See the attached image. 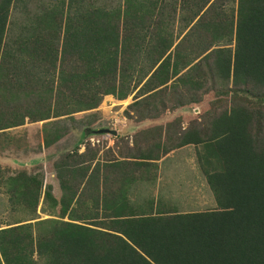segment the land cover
Instances as JSON below:
<instances>
[{"label":"trees","instance_id":"16d2710c","mask_svg":"<svg viewBox=\"0 0 264 264\" xmlns=\"http://www.w3.org/2000/svg\"><path fill=\"white\" fill-rule=\"evenodd\" d=\"M20 1L0 0L2 132L95 109L106 95L123 100L148 75L137 91L145 102L159 96L166 106L170 88L174 108L195 102L181 100L178 83L199 90L201 62L231 84L233 100L178 131L174 144L164 146L173 138L167 135L147 154L104 159L89 144L67 153L54 164L57 218L0 228V264H264V0H175L177 31L176 6L167 0H125L113 8L98 0H55L26 12L14 30L10 18ZM148 106L139 117L157 114ZM95 130L83 129L82 139ZM51 143L45 136V146ZM189 144L197 147L215 206L181 212L157 198L130 203L139 162L146 167ZM8 182L34 213L41 195L53 203L51 185L43 190L32 175L21 172Z\"/></svg>","mask_w":264,"mask_h":264},{"label":"rangeland","instance_id":"374dc122","mask_svg":"<svg viewBox=\"0 0 264 264\" xmlns=\"http://www.w3.org/2000/svg\"><path fill=\"white\" fill-rule=\"evenodd\" d=\"M54 1L21 0L17 2L12 10L10 26L18 30L26 12L34 13L42 5H49ZM123 1L125 0H98L97 4L103 8H113ZM167 1L172 6H176L173 25L177 31L182 27L179 5L176 2L179 0ZM140 67L141 65L138 64L136 68L140 69ZM213 72L209 71L204 62H201L200 69L195 73V77L203 78V81L201 80L203 84L199 90L194 91L178 83V90L182 94L181 100L190 99L191 96L197 99L180 107L174 108L168 100L171 88L164 94L166 106L160 103L159 96L155 99L149 98V103L145 102L146 100L142 98L145 95H140L141 92L137 91L148 75L140 84L137 83L136 85H139L123 100L106 95L95 109L43 121L27 120L23 125L3 130L4 132L0 131V228L32 217L56 219L59 214L61 191L54 164L62 161L61 159L71 151L83 152L84 144L99 148V154L104 159L122 160L121 158L126 157L128 153L143 155L153 149L154 143H160L162 147L161 141L164 142L167 135L173 138L164 146L174 144L179 136L178 131L187 128L194 120L199 122L205 120L207 111L219 113L228 109L233 100L232 92L228 91L231 84L226 85L221 82L219 74ZM139 76V74L135 75L131 85L140 79ZM174 95L176 96V93ZM138 99L143 103L138 108L131 109L129 105ZM146 105H149L148 107L152 110H154L153 107H157L155 108L158 109L157 114L153 117L148 116L149 118L146 114L139 117L138 114L145 113L143 108H146ZM125 113L128 115L125 116ZM122 116L127 120L132 119L131 122H122L120 120ZM145 118L148 119L147 126L134 130L136 121ZM101 128L115 130L117 133L115 135L111 132L92 133L90 137L82 139L83 129ZM57 134L60 137L55 139ZM45 136L52 141L49 146L44 144ZM159 151L151 152V154H160ZM196 151L197 147L189 144L172 149L163 155L161 153L158 160L146 167L147 162H139L141 179H138L140 175L135 173L137 180L131 184L128 195L130 203L144 206L148 199L157 198L169 205H175L181 212L208 210L215 206L212 192L197 162ZM135 165L127 169L133 172ZM21 172L41 181L43 190L46 189V185H51L53 203L41 195L34 213V210L21 201L20 194L9 191L8 177ZM66 219L65 217L64 220Z\"/></svg>","mask_w":264,"mask_h":264},{"label":"crops","instance_id":"0c3cea01","mask_svg":"<svg viewBox=\"0 0 264 264\" xmlns=\"http://www.w3.org/2000/svg\"><path fill=\"white\" fill-rule=\"evenodd\" d=\"M114 101H116V100H114ZM114 103V102H113ZM116 103V102H115ZM117 118H118V116H116ZM120 118V117H119ZM149 118V117H148ZM122 122L124 121V122H131V120L132 119H129V120H127V118H125L124 116H122V119H120ZM147 118H145V119H140L139 121H136V123H135V126H136V128L134 129V130H140V129H143V128H145V126H147Z\"/></svg>","mask_w":264,"mask_h":264},{"label":"water","instance_id":"95a60500","mask_svg":"<svg viewBox=\"0 0 264 264\" xmlns=\"http://www.w3.org/2000/svg\"><path fill=\"white\" fill-rule=\"evenodd\" d=\"M94 132H95V133L111 132V133L114 134V135L117 133L115 130L109 131L108 129H104V128L97 129V130H95Z\"/></svg>","mask_w":264,"mask_h":264}]
</instances>
